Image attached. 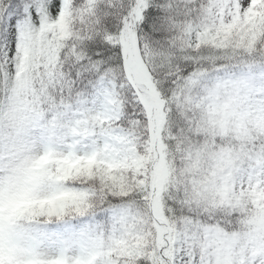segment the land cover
Here are the masks:
<instances>
[{
	"label": "snow or ice",
	"instance_id": "6c2138e0",
	"mask_svg": "<svg viewBox=\"0 0 264 264\" xmlns=\"http://www.w3.org/2000/svg\"><path fill=\"white\" fill-rule=\"evenodd\" d=\"M0 264H264V0H0Z\"/></svg>",
	"mask_w": 264,
	"mask_h": 264
}]
</instances>
